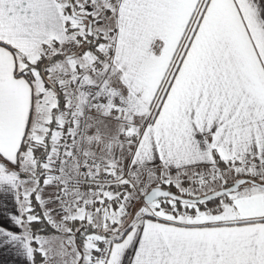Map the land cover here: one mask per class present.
<instances>
[{"label": "snow or ice", "instance_id": "6c2138e0", "mask_svg": "<svg viewBox=\"0 0 264 264\" xmlns=\"http://www.w3.org/2000/svg\"><path fill=\"white\" fill-rule=\"evenodd\" d=\"M0 194L12 264H264V0H0Z\"/></svg>", "mask_w": 264, "mask_h": 264}, {"label": "crops", "instance_id": "0c3cea01", "mask_svg": "<svg viewBox=\"0 0 264 264\" xmlns=\"http://www.w3.org/2000/svg\"><path fill=\"white\" fill-rule=\"evenodd\" d=\"M6 202L8 209L12 210L13 209V202L12 198L10 196L5 197L3 194H0V203ZM4 211L3 208H0V213ZM3 223L7 224V221H3ZM14 260V257L5 252L4 250H0V264H12Z\"/></svg>", "mask_w": 264, "mask_h": 264}]
</instances>
